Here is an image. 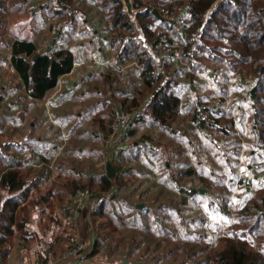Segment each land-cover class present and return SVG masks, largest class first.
I'll list each match as a JSON object with an SVG mask.
<instances>
[{
  "label": "rangeland",
  "instance_id": "obj_1",
  "mask_svg": "<svg viewBox=\"0 0 264 264\" xmlns=\"http://www.w3.org/2000/svg\"><path fill=\"white\" fill-rule=\"evenodd\" d=\"M46 2L47 0H0V46H2L3 56L7 54L12 41L19 37L33 38L31 40H34L35 44H37V54L39 55L49 46L54 33L58 30L61 33L62 31L65 34L70 33L72 24L69 25L68 20H65L66 17L45 18L46 13H40L38 7H43ZM65 7L62 8V12L64 11L67 14L70 12V6L66 5ZM88 7L89 4L87 2L83 3L80 8L77 7L78 15H76V28H78L76 31H82L85 29L84 25H86L85 33L87 34L90 33L89 29L91 25L96 22V15L98 13L95 7L92 10L88 9ZM32 8L35 9L32 10ZM144 9L143 6L139 11H143ZM33 11L37 15H34ZM159 13L168 21L176 23L177 26H180L178 25L180 19L184 23V18L181 15L173 17L169 16L167 12ZM83 14L85 15L83 16ZM33 15L35 25L31 26L30 20L33 19L31 18ZM127 17L131 22L130 17ZM40 18L44 20L40 21ZM84 18L87 20H85V24L82 23ZM151 23L153 30L157 32L161 30L158 21L154 20ZM134 28L141 35L140 25L139 27L134 26ZM77 38L69 39L67 47L65 46L64 48L71 50V47L77 44ZM56 47L53 44L50 51ZM161 56L162 54L157 55V58L159 59ZM131 65L127 69L128 79L130 78L133 83H136L139 79V70L134 64ZM179 65L180 67H184L183 63ZM211 70L208 69L206 71L210 74V77L196 72L197 80L194 83L183 78L177 80L178 83L179 81L184 83V97L186 98L177 118V121L181 123L179 125L181 128L176 127V121L172 123V128L164 126L165 133L163 135L165 136L163 138L159 136L160 139L158 138L160 142L165 143L163 146H157V139L155 137L157 128L159 127H149V129H143L141 132L139 130L133 138L127 140H122L127 129L113 136L110 131L104 140L89 138L79 140L75 133L68 134L72 126L71 123L68 126L66 125L67 127H64L65 129H63L64 131L60 139L55 142L58 145V149L52 154L50 159L53 173L57 169V166L61 164L69 170L75 168V171H86L87 176L81 182L84 183L87 181V177L90 175L94 176L97 172L105 174V157L111 151L115 154L113 156V166L116 171L115 176L121 182V187L119 186L120 188L115 192V195L113 193L104 195L106 203L104 210L99 209L100 203H104V200L94 196L93 186L88 190L80 188L75 190V192L77 190L83 191L85 199L83 198L80 204H76L73 212L70 206L74 194L66 196L65 199L68 201L61 209V222L51 225V231L48 232L49 235L44 237V239L47 238L45 243L41 242L42 245H39V243L37 245V241L27 243L30 251L34 247L49 246L51 250L53 247L52 255L48 256L45 254L39 260H31V264H121L120 261L122 259L127 264L129 262L131 264H168V260L154 262L156 253H163L162 251L164 250L162 248L165 247L164 242L167 241L162 232H160L163 231V228L169 229L170 234L177 237L176 243L174 242L178 245L177 250L187 248L190 250V254L195 253L196 259H204L205 255H212L214 251L220 249L226 239L233 238V233H235V238H242L247 248L260 254L264 262V237L259 238L253 232L247 231L244 225L236 221L235 217V212H237L239 205L248 195L245 190L251 194L255 193V182L258 180L254 177V173L249 167L250 165H258L260 162V160L251 158L249 154L250 151L256 148L254 146L255 137L251 130V122L249 121L252 111L247 90L243 87L239 74L231 75L226 67H217ZM76 75H71V79L68 81L78 80ZM124 78L121 77L117 80V87L124 82L126 83ZM131 86H134L133 90ZM129 87H131L130 91L133 92L137 88L133 84L129 85ZM189 87H192V95ZM59 95L60 93L57 94V97ZM150 98L151 95H145L144 101L147 102ZM9 100L5 102V105ZM198 101H202L205 105H208L207 110L209 111L206 110L208 115L206 112H203L207 116L202 115L203 113L198 114L200 115L199 120L202 130H199L198 125H191L184 121L186 119L185 116L189 114L185 112L186 105ZM114 105L115 111L112 112V117L115 120L123 110L118 108L117 102ZM5 108H8V106ZM139 109L142 115L145 111V106H141ZM134 110H129V112H133ZM53 111L54 109L52 110V115ZM228 112H231L236 120L235 133L232 132L230 137H226L219 132H211L205 124V121H211L208 118L209 115L216 118ZM7 114L10 113L7 111ZM83 114L82 126H91L92 121H94L93 115L85 110H83ZM146 117L149 118V114ZM135 121L129 126L130 128ZM8 126L12 127L10 124ZM174 128L177 132L173 130L174 133H172V129ZM186 133H188L187 136ZM141 135H150L153 138L152 140H154L150 144L153 147L155 146L156 149L144 150L139 153L135 152L136 150L132 148V145L133 143H139V139L142 138ZM235 139L242 141L239 154L234 153L235 148L233 143ZM120 140L123 141L124 147L122 145L118 146ZM189 141L190 144H188ZM80 146L83 149V151L81 150L82 152L78 151ZM258 156L264 162V152L258 153ZM166 160L169 161L168 163L172 167L166 164ZM185 162H188L187 167L196 172L192 180L195 183V187L201 188L200 191L202 192L201 195L188 196L182 203L181 197H183L184 193H181L174 185L173 178L179 180L180 177L176 173L184 171L182 167ZM119 168H122V171L127 170L123 177L117 171ZM197 173L205 178L204 182L199 179ZM69 177L72 178L73 175H69ZM188 183H190L188 178L184 176L180 178V186H186ZM260 183L264 185V180H260ZM138 205H142V208L137 209ZM223 205H226L225 213L222 210L220 211ZM131 208L141 211L140 213L146 216L145 221H143L145 227H149L151 232L156 233L157 231L152 236L155 242L151 249L155 250L151 253V250L149 252L145 250L144 244L146 242L143 240L142 235L141 238L136 235L135 238L140 241L141 246H137L136 251L130 254H122L123 249L127 247L121 241L118 242V239L112 237L110 228L103 227L104 223L114 222L113 219H110L114 218V216L116 218L117 215L114 213L122 216L130 215V212L133 211ZM102 211L103 214L100 215L99 213H102ZM180 222H182L185 228L179 225ZM144 226L140 227L137 224L132 229L128 228L127 230L131 232L134 229L135 231L142 232V234H147ZM115 233L130 238L129 232L123 230V228H118ZM106 235H109L108 239H105ZM47 240L50 241L51 247L50 244H46ZM169 241L172 242L173 240L169 239ZM97 242H100L98 246ZM76 246H81L83 252L77 258H72L67 263L60 262L61 256ZM93 251L96 252L92 253ZM189 253L184 251L183 253L175 252L171 258L172 264H179L182 260L185 261V258H182V256ZM190 263V260L185 261V264Z\"/></svg>",
  "mask_w": 264,
  "mask_h": 264
},
{
  "label": "trees",
  "instance_id": "obj_2",
  "mask_svg": "<svg viewBox=\"0 0 264 264\" xmlns=\"http://www.w3.org/2000/svg\"><path fill=\"white\" fill-rule=\"evenodd\" d=\"M217 1L133 0L134 9L139 10L143 6L145 8L137 16L141 35L129 21L126 12L123 10L121 0H47L43 7H38V10L40 13H46L45 18L66 17L65 20H68L69 25L72 24L71 29L75 30L76 15H78L77 7L80 8L85 2L89 4L88 9L92 10L95 7L98 13L96 22L89 29L90 34H96L108 42V47L112 53L109 65L111 70H118L128 63H134L140 67L142 88L138 93L139 99L142 101L145 99V95H151L146 112L163 127L172 128V123L175 121L177 122L176 127L181 124L177 118L186 98L184 97V83L182 81L178 83L177 80L183 78L194 83L197 80L196 72L210 77L206 71L208 69L214 70L217 67H226L231 75H240L250 102L252 114L249 121L255 137L254 146L256 149L250 151L249 154L251 158L260 160L261 163L249 167L258 180L255 182V193L251 194L245 190L248 195L239 205L235 217L236 221L244 225L247 231L263 238L264 185L260 183V180H264V162L261 161L258 153L264 152V0H230L209 13ZM66 5L70 6V12L67 14L62 12V8H66ZM153 10L161 13L167 12L169 16L173 17L181 15L184 18V23L177 26L176 23L167 19L159 20L154 15ZM33 14L37 15L34 11ZM39 20L44 19L40 18ZM85 20L84 18L83 24H85ZM154 20L159 23L161 29L159 32L152 29L151 21ZM74 23L75 25H73ZM84 27L86 29L87 26L84 25ZM61 34L59 31L54 42ZM161 54V58L158 59L157 55ZM36 55L37 44L31 41L17 40L11 47L10 62L28 95L40 100L47 92L56 87L61 76L71 72L74 66V56L70 49L65 48H58L49 52L44 50L37 59L35 58ZM180 63H183L184 67H180ZM189 91H192V87H189ZM133 104L137 105V102L135 101ZM186 106L185 112L189 114L185 116L184 121L188 120L193 125H198L199 130H202L200 115L198 114L206 112L208 105L198 101ZM208 118L211 121H205V124L211 132H219L226 137H230L232 132L235 133L236 120L231 112L221 114L220 117L216 118L209 115ZM99 120L101 129L107 136L111 131L114 118L110 113ZM206 125L204 126L206 127ZM175 128L173 130L177 132ZM187 135L188 133H186ZM152 139L150 135L143 138L144 141H154ZM241 142L240 139H235L233 143L234 153H240ZM122 144L123 141L118 143V146ZM166 162L172 167L168 160ZM28 164L29 162L25 159L12 161L4 165L3 170H0V264H5L15 232H20L24 228V223L15 219V212L18 205L26 200L30 190L28 185L31 169L27 167ZM187 166L188 162L183 163L184 171L176 174L180 178L182 176L188 178L190 183L182 187L179 184L180 178L179 180L173 178L174 185L181 193H184L181 197L182 203L188 196L201 195V188L195 187L192 180L196 172ZM117 171L122 177L127 172V170L122 171V168L117 169ZM197 175L200 180L205 181L201 174L197 173ZM77 177H67V182L60 186L63 194H58V199L62 206L68 201L65 197L73 195L76 189L88 190L93 186L94 196L104 200V203L99 205V209L104 210L106 208L104 207L106 205L104 195L108 193L115 195V192L121 187V182L117 176L109 179L100 173L97 182L94 183L95 186L89 179L81 183L82 176L79 172H77ZM2 191H5L9 198L1 202ZM12 194H18V196L12 198L10 197ZM225 206L223 205L220 211L225 213ZM131 209L133 211L130 212V215L125 216L113 212L117 215L116 218L115 216L110 218L114 222L104 223L103 227L110 228L112 237L127 247L123 249L122 254H130L136 251L137 246H141L140 241L135 238L136 235L140 238L142 235L146 242L144 248L148 252L151 250V253L155 250L151 249L155 242L152 236L157 231L156 233L151 232L149 227L143 225L146 216L142 215L141 211ZM99 214H103V211ZM137 224L140 227L144 226L147 234H142V232L134 229L131 232L127 230L128 228L132 229ZM179 225L184 227L182 222ZM118 228L128 231L130 238L117 235L115 232ZM160 232L167 241L164 242L163 253H156L154 262L168 260V264H172L171 258L175 252H190L187 248L177 250L178 245L175 244L177 237L170 234L169 229L163 228V231ZM108 237L109 235H106L105 239ZM235 237L236 234L233 233V238L226 239L220 249L214 251L212 255H205L204 259H196L195 253L185 254L182 258H185V261L190 260V264H264L260 254L248 249L242 238ZM169 239L173 241L170 242ZM99 243L97 242V246ZM125 246L123 247L125 248ZM94 252L96 251L92 253ZM185 261L182 260L179 264H185ZM120 263L127 264L123 259Z\"/></svg>",
  "mask_w": 264,
  "mask_h": 264
},
{
  "label": "crops",
  "instance_id": "obj_3",
  "mask_svg": "<svg viewBox=\"0 0 264 264\" xmlns=\"http://www.w3.org/2000/svg\"><path fill=\"white\" fill-rule=\"evenodd\" d=\"M31 18H33L30 20L31 26H33L35 25L34 15ZM76 29L78 28L70 29L68 34L62 31L60 37L55 41L58 44L54 43L55 47L57 45L54 49L64 48L67 47L69 39L79 37L77 44L71 47L74 56V66L71 72L61 76L56 87L47 92L40 100L28 95L10 62L13 43L17 40L35 43L34 40H31L33 38L19 37L12 41L4 56L2 55V46H0V170H3L4 165L12 161H23L24 159L29 162L27 167L31 169L28 185L30 190L26 200L18 205L15 212V219L24 223V228L20 232H15L5 264H31V260H39L45 254L51 255L53 247L52 250L49 246L41 247L42 249L32 247L33 249L30 251L27 243L37 241V245L38 243L42 245L41 242L44 244L47 239L44 237L49 235L51 225L61 222L60 212H62L63 206L60 204L58 194H63L60 186L67 182L66 178L69 175H73L72 178H78L77 172L82 176V181L87 176L86 171H75V168L69 170L62 164L57 166L53 173L50 159L58 149L55 142L60 139L66 125L72 124L68 134L75 133L79 140L87 138L104 140L107 136L101 129L99 119L104 115L112 114L115 111L114 104L116 102L118 108L124 112L132 109L140 110L141 106H145V111L136 119L133 126L126 130L123 138L131 139L139 130L141 132L149 127H159L155 136L157 146L165 144L159 141V136L161 138L165 136L163 135L164 127L152 117H146L149 101L145 102L144 99L142 101L139 99L138 93L142 88L140 67L134 63H128L118 70H111L109 67L111 50L108 47V42L96 34L85 33L86 29H81L82 31H76ZM131 64H134L139 70V79L136 83H133L130 78V80L128 79L127 69L132 66ZM74 74H77L78 80L68 81ZM121 77H125L126 83L117 87L116 82ZM132 84L137 86L134 92L130 91L131 87L132 90L134 87H129ZM58 93H60L59 97H57ZM8 99L10 100L5 105ZM135 101L137 105L133 104ZM7 106L8 108H5ZM83 110L89 111L93 115L94 121L91 126H82ZM7 111L10 114H7ZM187 122L193 125L190 121L187 120ZM8 124L12 127H9ZM172 133H174L173 129ZM144 137L146 136L139 139L138 144L133 143L132 148L136 150L135 152L156 149L150 144L152 141H144ZM123 145L122 147H124ZM81 150L83 151L80 146L78 151L82 152ZM154 151L156 152V150ZM99 175L100 173L97 172L96 175H90L87 178L96 183ZM2 195L1 202L9 198L5 191H2ZM17 196L18 194L10 195L12 198ZM47 243L51 247L49 240L46 241Z\"/></svg>",
  "mask_w": 264,
  "mask_h": 264
},
{
  "label": "built area",
  "instance_id": "obj_4",
  "mask_svg": "<svg viewBox=\"0 0 264 264\" xmlns=\"http://www.w3.org/2000/svg\"><path fill=\"white\" fill-rule=\"evenodd\" d=\"M182 23H183V20L180 19L178 25H182ZM206 113H203L202 115L207 116L208 113L207 115ZM140 115H141L140 110H136V109L133 112L123 111L122 113H120L114 120V123L111 127L112 136L120 134L121 132H124L126 129H128L129 126L133 123V121L136 120ZM83 198L85 199V195L83 191L77 190L74 193L72 201H71V206H70L72 212L74 211L76 204L78 203L80 204ZM71 216H75V215H71ZM82 252H83V248L81 246H76L75 248H71L61 256L60 262L67 263L71 261L72 258L73 259L77 258ZM44 264H47V263H44Z\"/></svg>",
  "mask_w": 264,
  "mask_h": 264
},
{
  "label": "water",
  "instance_id": "obj_5",
  "mask_svg": "<svg viewBox=\"0 0 264 264\" xmlns=\"http://www.w3.org/2000/svg\"><path fill=\"white\" fill-rule=\"evenodd\" d=\"M230 0H218L211 8V10L209 11V13L211 11L216 10L221 4L226 3ZM122 4H123V10L126 12L127 16L130 17L131 23L136 26L139 27L138 25V21H137V16L138 14L141 12L139 10H136L133 8V0H121ZM154 15L156 16L157 19L159 20H165V18L159 13V11L157 10H153ZM59 34V31H57L54 34L53 39L50 41L49 46L47 47V51H50V49L52 48V45L54 44V39L57 38ZM39 57V55H36V59ZM113 156L114 153L113 152H108L106 155V160H105V170H106V176L111 179L115 176L116 171L115 168L113 166ZM142 205H138L137 209H141ZM142 264V263H139Z\"/></svg>",
  "mask_w": 264,
  "mask_h": 264
},
{
  "label": "flooded vegetation",
  "instance_id": "obj_6",
  "mask_svg": "<svg viewBox=\"0 0 264 264\" xmlns=\"http://www.w3.org/2000/svg\"><path fill=\"white\" fill-rule=\"evenodd\" d=\"M55 34V33H54ZM50 43V42H49ZM48 47V46H47ZM46 50H47V48H46ZM49 52V51H48ZM38 55V54H37Z\"/></svg>",
  "mask_w": 264,
  "mask_h": 264
}]
</instances>
